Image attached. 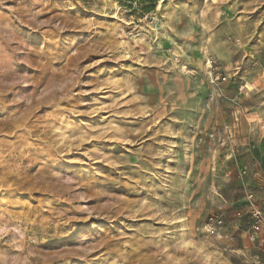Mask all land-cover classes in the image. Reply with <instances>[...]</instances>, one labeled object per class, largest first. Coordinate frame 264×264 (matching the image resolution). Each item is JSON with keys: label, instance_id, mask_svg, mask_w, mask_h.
<instances>
[{"label": "rangeland", "instance_id": "obj_1", "mask_svg": "<svg viewBox=\"0 0 264 264\" xmlns=\"http://www.w3.org/2000/svg\"><path fill=\"white\" fill-rule=\"evenodd\" d=\"M249 192L264 0H0V264H263Z\"/></svg>", "mask_w": 264, "mask_h": 264}, {"label": "built area", "instance_id": "obj_2", "mask_svg": "<svg viewBox=\"0 0 264 264\" xmlns=\"http://www.w3.org/2000/svg\"><path fill=\"white\" fill-rule=\"evenodd\" d=\"M226 80V78L221 75H212L210 78L211 84L218 86L222 83V81ZM238 116H235V121L232 124H227L224 126V136L221 138V144L227 145L228 140L232 137L231 133L233 130H235V127L238 123ZM226 134V135H225ZM227 136V138H226ZM234 147V146H233ZM234 151V150H233ZM247 174L246 168H242L240 170V175L244 176ZM247 200L250 202V214L253 218V224L251 226L253 232L256 234V236L261 239V242L264 241V202L261 207H257L254 203V194L252 192L248 193ZM238 216H241V211H237L236 213ZM224 215L222 212L213 213L208 217L207 223H206V229L207 232L211 235H222V229L224 228ZM264 264V261H263Z\"/></svg>", "mask_w": 264, "mask_h": 264}]
</instances>
